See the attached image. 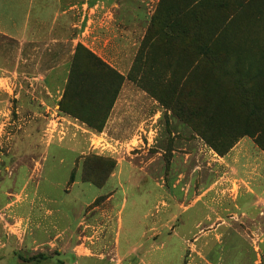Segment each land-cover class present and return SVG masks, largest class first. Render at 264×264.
<instances>
[{
	"label": "rangeland",
	"instance_id": "374dc122",
	"mask_svg": "<svg viewBox=\"0 0 264 264\" xmlns=\"http://www.w3.org/2000/svg\"><path fill=\"white\" fill-rule=\"evenodd\" d=\"M262 131L264 0H0V264H264Z\"/></svg>",
	"mask_w": 264,
	"mask_h": 264
},
{
	"label": "trees",
	"instance_id": "16d2710c",
	"mask_svg": "<svg viewBox=\"0 0 264 264\" xmlns=\"http://www.w3.org/2000/svg\"><path fill=\"white\" fill-rule=\"evenodd\" d=\"M80 50H82V51H84L85 53H86V55H87V57L89 58V60L90 61H92L93 62V64L96 66V68L99 70V72L101 73V74H103V75H105L104 77L105 78H107V79H109L110 81H109V83L107 84V86L105 85V84H103V83H101V82H98V85L96 86L98 89H106L107 91H108V93L110 92V95H111V98L109 99V100H105V99H101V98H98L96 95V93H88V95L85 97L86 98V100H85V98H84V100H85V103H86V105H91V104H93V105H95V106H98L99 107V105L100 104H102L101 102L102 101H104V104H102L103 106H106L105 107V109H109L112 105H113V103H114V101H115V99H116V96H117V93H118V91H119V89H120V87H121V81H122V78L119 76V75H117L112 69H110L109 67H107L106 65H104L103 63H101L100 61H98V59H96V57L93 55V54H91L89 51H87V50H85L80 44H77V46H76V53H75V57H74V61H75V59L76 58H79V51ZM196 65H198L199 64V61L198 62H194ZM73 67V66H72ZM104 78V79H105ZM80 95H81V92L80 91H77V92H75V96L74 97H76V98H79L80 97ZM61 106V105H60ZM83 106H85L84 104H83ZM107 110H106V114H107ZM106 114H104V117H102L101 119H106ZM102 116V115H101ZM82 118V122H84L85 124H86V126L88 127V128H90V129H93V130H95V131H97V132H100L101 131V129L100 128H97L96 126H93L91 123H92V120L90 119V118H87V116H84V117H81ZM103 121V120H102ZM249 132V131H248ZM248 132H246V133H243V135L242 136H249V137H251V138H253L254 139V142H255V144L262 150V151H264V148H261V145H260V142H259V140L258 139H260V137L259 136H263L264 135V131H262V132H256V134L255 135H257V137H255V136H253V135H251L250 133H248ZM210 147H211V149H213L219 156H223V155H225V153H227L230 149H232V147H233V144L232 145H229V146H227V148H226V150L225 151H223V152H221L220 150V148L218 147L217 148V146H214L213 144H209V143H207Z\"/></svg>",
	"mask_w": 264,
	"mask_h": 264
},
{
	"label": "crops",
	"instance_id": "0c3cea01",
	"mask_svg": "<svg viewBox=\"0 0 264 264\" xmlns=\"http://www.w3.org/2000/svg\"><path fill=\"white\" fill-rule=\"evenodd\" d=\"M235 151H237V146H235L232 150H231V152H234V153H236ZM51 169V168H50ZM127 169H131V167H130V165L128 166V165H124V164H122V165H120V166H118V168H117V170H116V176H115V174L114 175H112V178L113 179H118V181H119V179H120V177L122 176V175H124V173L127 171ZM244 184L245 183H247L245 180H244V182H243ZM119 183H117L116 185L119 187V185H118ZM249 184V183H248ZM247 187V186H246ZM102 194V193H101ZM100 196V195H99ZM115 200V198H114V195L112 194V195H110L107 199H106V201H105V205L106 206H110V208H111V212L113 213H110L109 214V216L108 215H106L105 214V217H106V219L105 218H103L102 216H97L98 214H99V212H97V211H101L100 209H94V210H92L91 211V213L92 214H95L96 216H95V219L94 220H92L91 221V223H88L89 225H91L90 226V228H92V229H94V226H99L100 224H101V222L103 221V220H107V221H111V222H113V221H115V220H117V219H115L116 217H118V224H119V227H120V224H121V220H120V215H121V213H122V210L124 209V205H125V203H126V201H125V199H121V203L120 204H118V205H116V206H114V207H112V205H111V203H112V201H114ZM115 208V209H114ZM185 211V210H184ZM87 224V225H88ZM89 225H88V227H89ZM93 257V256H92Z\"/></svg>",
	"mask_w": 264,
	"mask_h": 264
}]
</instances>
